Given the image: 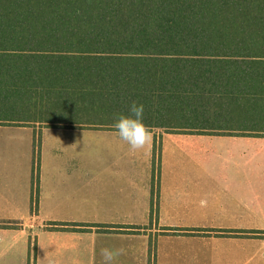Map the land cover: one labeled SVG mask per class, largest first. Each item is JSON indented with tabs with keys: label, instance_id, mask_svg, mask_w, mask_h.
<instances>
[{
	"label": "trees",
	"instance_id": "1",
	"mask_svg": "<svg viewBox=\"0 0 264 264\" xmlns=\"http://www.w3.org/2000/svg\"><path fill=\"white\" fill-rule=\"evenodd\" d=\"M133 101L151 130L264 135V0H0V124L115 129Z\"/></svg>",
	"mask_w": 264,
	"mask_h": 264
},
{
	"label": "rangeland",
	"instance_id": "2",
	"mask_svg": "<svg viewBox=\"0 0 264 264\" xmlns=\"http://www.w3.org/2000/svg\"><path fill=\"white\" fill-rule=\"evenodd\" d=\"M62 128L42 123L0 124V146L13 151L0 156V161H13L12 177L16 168H22L21 181L34 165V176L39 178L43 163L56 170L51 178H62L66 170L60 163L64 166L73 155L67 145L78 147L70 151H77V159L88 163L82 180L71 186L72 194L58 192L45 199L44 191L36 186L33 203L41 208L51 205L46 209L58 214H40L47 231L34 238L36 245L28 237L32 253L28 248L27 264H102L101 249L106 247L125 249L117 257L122 261L114 264H203L211 259L219 264L230 251L217 234L220 228L240 227L245 235L264 228V137H193L152 131L151 143L132 151L111 129L76 128L78 133L72 135ZM59 147L64 154L52 153H60ZM91 161L98 167L91 170ZM114 161L126 162L127 169L130 165L132 174L126 179L132 186L150 183L146 198L143 194L117 198L113 183L122 177L111 169ZM23 217L13 214L4 219ZM126 222L133 229L146 226L142 228L146 232L122 238L107 231ZM178 225L196 227L191 230L196 233L166 232L167 227ZM37 244L42 247V260L36 254Z\"/></svg>",
	"mask_w": 264,
	"mask_h": 264
},
{
	"label": "crops",
	"instance_id": "3",
	"mask_svg": "<svg viewBox=\"0 0 264 264\" xmlns=\"http://www.w3.org/2000/svg\"><path fill=\"white\" fill-rule=\"evenodd\" d=\"M43 124V123H42ZM62 129H67L72 135L78 133V131L74 130V127H63ZM73 129V130H72ZM89 129V128H88ZM93 129V128H90ZM112 133L118 134L116 129L109 130ZM152 131H156L157 133H165L177 136H210L207 134H179V133H169L161 130L153 129ZM232 137H252L254 139H258L264 137V135H226ZM73 144V141H71ZM70 146V147H69ZM3 148L0 146V156L12 155V149L3 151ZM67 149L70 153H72V161L66 162L64 166L62 163L61 169L66 170L63 174V177L57 179L55 176L57 174L55 169L50 167V164H40L38 169L39 178H36L34 175L36 166L34 165V170L31 168H27V179H23L22 181L19 179L21 175L20 171L22 168H16L14 177H12L11 167L13 165L12 160H8L6 162L0 161V263H8V264H27L28 263V248L30 249V254L32 253L31 246L28 245V237L30 236L31 245H36L34 238H38V233H44L47 231V226L44 225L43 220L40 219V214H55L53 212V208L46 209L47 207H51V205L40 207L39 203H33V199L37 194L36 186L39 187L38 191L45 193V199L56 193H69L72 194L73 190L71 186L78 185V182L82 180L81 174L84 169L87 168L88 163L82 162V160H78L77 151L71 152L70 149H78V147L74 145H67ZM58 152H51L55 155H62L65 153L62 152L63 148L59 147ZM36 148L33 147V155H35ZM41 153L47 154V150L42 147ZM35 158V156H34ZM98 167L96 162L91 161V170L92 168ZM111 169L114 172L122 177L120 181H116L113 183V189L115 193H118L119 197H124V195H137L143 194L145 198L149 195L151 191L150 183H147V180L144 182H136L134 186L127 179L132 174L130 171V165L128 169L126 168V162H112ZM50 173H54L55 176L51 178ZM127 178V179H126ZM52 186V189L47 188V186ZM75 190V188H74ZM40 194V193H39ZM123 195V196H122ZM74 197V196H73ZM152 197V196H151ZM25 203L23 204L22 202ZM27 201V202H26ZM14 202L17 203V207L14 208ZM6 206L7 208H4ZM31 207V209H30ZM58 208V207H57ZM28 212V213H27ZM62 213V212H61ZM13 214H21L24 216V219H4ZM58 214V213H56ZM63 214V213H62ZM110 215V214H108ZM146 226H138V228H132L130 223H120L118 227H111L113 231H109V234H114L120 236L122 238L131 236L132 232H146L145 229H142ZM152 227L150 229H154ZM157 228V227H156ZM196 227L191 226H169L167 227V233L178 232L181 234H189L195 231H191ZM238 228L240 227H228V228H220L221 231L217 232L222 236L225 243L230 247V251H226V253L220 258L219 264H264V228L255 230L250 233L247 232L245 235L244 232L240 231ZM148 229V228H147ZM206 229V228H203ZM227 230L226 232L222 230ZM45 230V231H44ZM177 230V231H176ZM161 233H164L162 230ZM196 233V232H195ZM108 234V235H109ZM255 239L257 241H255ZM33 241V243H32ZM30 245V244H29ZM42 247L40 244H37L36 254H39V260H42ZM30 262L32 259H29ZM214 259L208 260L203 264H217ZM115 261H122L119 258H116ZM94 262V260H92Z\"/></svg>",
	"mask_w": 264,
	"mask_h": 264
},
{
	"label": "clouds",
	"instance_id": "4",
	"mask_svg": "<svg viewBox=\"0 0 264 264\" xmlns=\"http://www.w3.org/2000/svg\"><path fill=\"white\" fill-rule=\"evenodd\" d=\"M119 137L125 141L132 151L145 149L152 141V130L144 122V105L135 101L129 106L128 114H119L114 124ZM125 254L124 248L101 249L102 264H114L116 258Z\"/></svg>",
	"mask_w": 264,
	"mask_h": 264
}]
</instances>
